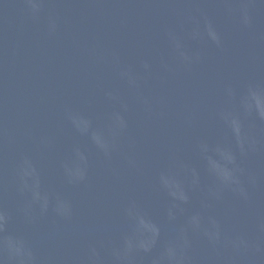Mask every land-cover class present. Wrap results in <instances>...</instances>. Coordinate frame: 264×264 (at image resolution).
Returning <instances> with one entry per match:
<instances>
[{
  "label": "water",
  "instance_id": "1",
  "mask_svg": "<svg viewBox=\"0 0 264 264\" xmlns=\"http://www.w3.org/2000/svg\"><path fill=\"white\" fill-rule=\"evenodd\" d=\"M250 87L264 90V0H0V240H23L34 264H121L112 253L132 231L135 206L161 238L132 264H152L197 212L219 222L221 240L189 230V264H264V121L243 111ZM226 112L241 117L254 151L239 154ZM74 119L89 121L88 131ZM201 144L233 149L247 199L212 195ZM25 159L47 210L21 191ZM76 168L83 179L69 176ZM161 174L184 183L187 204L172 200ZM57 199L68 216L55 211ZM237 238L248 246L233 247ZM0 261L17 264L2 247Z\"/></svg>",
  "mask_w": 264,
  "mask_h": 264
},
{
  "label": "clouds",
  "instance_id": "2",
  "mask_svg": "<svg viewBox=\"0 0 264 264\" xmlns=\"http://www.w3.org/2000/svg\"><path fill=\"white\" fill-rule=\"evenodd\" d=\"M244 20L245 23L248 22L247 15H245ZM209 32L212 38L219 43L218 37L211 30L210 26ZM181 56H184V54L181 53ZM184 59L188 60L189 58L184 56ZM144 67L147 69L148 65L145 64ZM130 82H132L131 77ZM242 108L246 115H254L258 120L264 121V90L250 87L242 99ZM222 119L234 138L241 156H245L248 152L256 149L257 142L245 131L244 122L239 115L226 112L222 114ZM74 123L82 132H87L90 127V122L84 119H74ZM114 126L117 130L123 129L126 126L124 120L118 114L114 117ZM92 139L98 147L105 150V152L108 151L109 145L102 134L93 132ZM200 150L205 154L207 171L215 178L218 185L217 190L212 192V195L219 198L220 191L229 189L242 198L247 199L248 193L242 180L244 169L238 163L237 155L233 149L223 144H217L214 148L210 149L209 145L201 144ZM210 151L215 153V157L218 158L207 155ZM81 158L83 159V157ZM68 174L73 179L84 178V172L80 168H76L74 171L69 170ZM19 177L21 191L29 190L32 195V201L39 203L42 210H47L49 204L48 197L41 194L36 169L27 159L20 166ZM247 181L249 184L256 182L255 177L252 175H248ZM160 183L173 201H178L180 204L188 203L189 196L185 185L177 177L161 174ZM191 183L194 186L199 184V176L195 170L192 172ZM134 207L132 206L128 210V215L133 221L132 231L122 237L120 246L114 248L112 253L115 260L121 262V264H132V260L138 253H150L161 238L160 226L145 215L134 211ZM175 207H178V205L174 204L173 208ZM173 208L168 209L169 220L175 219ZM55 211L62 216H68L70 214V205L66 201L57 199ZM6 222V215L0 212V233L4 231ZM189 230L202 232L212 244H216L221 240V226L219 222L212 217H208L205 222L201 214L197 212L188 218L184 226L180 227L175 238L167 242L160 255L153 259L152 264H189L190 257L188 256V250L191 247L187 235ZM231 243L237 249L241 246H248L247 242L241 238H237ZM0 247L7 251L9 260L16 261L17 264H34L35 257L23 240L6 237L0 240ZM93 256H95V249H93ZM0 264H3V262L0 261Z\"/></svg>",
  "mask_w": 264,
  "mask_h": 264
}]
</instances>
